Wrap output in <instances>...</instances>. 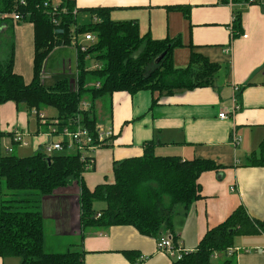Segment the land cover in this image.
I'll return each mask as SVG.
<instances>
[{"label": "crops", "instance_id": "crops-1", "mask_svg": "<svg viewBox=\"0 0 264 264\" xmlns=\"http://www.w3.org/2000/svg\"><path fill=\"white\" fill-rule=\"evenodd\" d=\"M76 3L79 9L108 8L113 21H135L140 34L155 41L180 40L182 46L173 51L172 57L176 69L189 65L193 51L222 66L211 87L173 95L113 94L108 99L112 116L105 127L112 129L116 138L111 148L95 153L94 168L82 177L86 186L94 190L99 185L114 183L115 162L142 157L144 145L153 141L157 156L212 160L224 168L203 174L199 181L203 198L188 209H180L175 216V242L182 250L194 251L210 229L222 224L241 205L252 219L264 220V169L247 166L248 157L264 140V4H241L232 9L224 0H76ZM174 6L189 8L190 18L178 10H167ZM234 9L242 14L243 28L236 39H232ZM11 47L14 71L29 84L34 77L32 24L0 21V61L8 60ZM69 49L72 55H65L56 65L59 69L62 63L66 69L68 64L70 70L75 60L76 78L75 47L62 46L53 51L56 54ZM227 49L229 53L225 52ZM233 96L239 106L235 114H232ZM51 110L56 111L49 108L41 112L48 124L57 117V113L54 116L48 113ZM221 113L229 118L220 119ZM49 126L13 102L0 107L1 131L24 133L26 148L31 147L33 154L50 141L46 135ZM233 135L239 140L238 146L232 143ZM7 139L6 148L12 140ZM21 147L14 146L13 152ZM80 195V184L72 182L42 198L46 253L84 251L85 264H172L170 257L159 252L156 238L143 236L133 227L83 228ZM234 249L240 250L237 264H264V235L238 237ZM125 252L133 253L131 260ZM0 264H21V260L0 258Z\"/></svg>", "mask_w": 264, "mask_h": 264}, {"label": "trees", "instance_id": "trees-1", "mask_svg": "<svg viewBox=\"0 0 264 264\" xmlns=\"http://www.w3.org/2000/svg\"><path fill=\"white\" fill-rule=\"evenodd\" d=\"M55 1L0 0L1 14H17L21 17L19 22L33 25L35 49L34 77L29 84L14 71L13 47L8 60L0 61V107L13 102L30 115L53 108L57 111L54 120L61 130L81 125L95 134L98 100L108 101L118 92L131 96L140 92L173 95L211 87L222 69L194 51L189 65L176 69L172 57L173 51L182 46L180 40L155 41L149 35L142 36L137 22H115L108 8L86 10L77 8L76 0H57L58 5ZM228 2L224 0L225 4ZM233 2L264 4V0ZM167 10H178L190 18L189 8L174 6ZM80 14L88 20L80 23ZM233 14L232 39H236L243 29L242 14L236 9ZM87 34L95 37L93 43L86 45L87 51L81 52L78 43L75 46L77 75L73 81H78V92L72 91L73 81L69 79L46 87L41 70L49 53L54 48L71 46L73 39ZM163 54L164 59L156 65ZM90 64L98 67L92 68ZM150 65L153 69L148 71ZM83 102L89 103L90 108L83 110ZM155 104L157 100L153 101ZM107 105L111 117L112 105L109 102ZM13 135L0 128V150L1 141L6 137L12 139ZM115 138L102 147L111 148ZM155 146V142H148L142 157L115 162L114 183L99 185L94 190L82 179L94 166L90 168L88 159L82 160L80 154L47 156L39 148L32 156L20 158L3 156L0 152V188L4 182L9 191L4 196L10 198L0 202V258H19L21 264H85L84 251L49 254L44 249L46 232L40 202L72 182L81 186L83 228L133 227L141 235L157 240L169 233L176 244L174 218L178 211L203 198L199 182L203 174L224 168L212 160L157 156ZM247 166L264 169V140L248 157ZM100 202L105 207L98 210L95 206ZM256 235H264V220L252 219L241 205L222 224L210 229L194 251L172 264H237L236 254L229 255L228 251L235 248L238 237ZM132 255L125 252L130 260Z\"/></svg>", "mask_w": 264, "mask_h": 264}, {"label": "built area", "instance_id": "built-area-1", "mask_svg": "<svg viewBox=\"0 0 264 264\" xmlns=\"http://www.w3.org/2000/svg\"><path fill=\"white\" fill-rule=\"evenodd\" d=\"M55 5H58V3H55ZM228 5L233 9L235 8L236 4H234L233 0H229ZM248 5V4H245ZM5 20H12L13 22H19L21 21V17L17 14H1L0 13V21ZM235 21V15L233 14V22ZM95 41V37L92 34H87L83 36L81 40H78L75 38L72 40V46H76L78 43L80 46L81 52H86L87 48L86 45H89L90 43H93ZM226 53L230 52V49L225 50ZM98 67V65H95L94 68ZM44 83V82H43ZM97 87L100 86L98 83L96 85ZM71 89L74 92H78V81L75 80L71 84ZM81 108L88 109L90 108V104L83 102ZM239 110V106L236 103V97L233 96V112L232 114H235ZM33 115L39 117L41 121L47 125L48 119L45 115L38 113L34 111L32 113ZM219 118L222 120H226L229 118L228 114L221 113L219 114ZM58 122L56 120H53L49 125V132L46 133L50 141L42 146V151L47 156H54L58 152L68 151L73 152L72 154H80L81 159L85 160V158L88 159V166L91 168L94 166L95 153L102 149L105 142L111 138H113L115 135L110 128H104L102 125H97V133L92 134L89 129L84 128L81 125H78L74 129L71 128H63L62 130L57 125ZM24 133L20 131H16L13 135V138L11 140V145L8 146L7 152L12 153L14 146H24L27 147L28 144L24 140ZM55 137H60L57 141H51V139H54ZM56 139V138H55ZM232 143L234 146H238L239 140L236 138L235 135L232 136ZM108 144V142H107ZM235 191V188L232 190ZM158 250L159 252H162L166 254L168 257H170L173 261H180L184 258V256L188 253L185 250H182L180 247H178L174 243V239L171 234L167 233L164 236H162L160 239H158ZM229 255L233 254H239L240 250L230 249L228 251ZM142 259V258H141ZM215 260L218 259V254L214 257Z\"/></svg>", "mask_w": 264, "mask_h": 264}, {"label": "rangeland", "instance_id": "rangeland-1", "mask_svg": "<svg viewBox=\"0 0 264 264\" xmlns=\"http://www.w3.org/2000/svg\"><path fill=\"white\" fill-rule=\"evenodd\" d=\"M55 2H58V1L56 0ZM84 17H85V15H83V14H80L79 15L78 18H79V22L80 23H82L83 21H87L88 20L87 18L85 19ZM82 38H83V36L80 37L79 40H81ZM72 53L73 52H71L70 49L67 50V51H65V52L64 51L63 52H58L56 54H55V51L49 53L48 57L45 59V61L43 63V67H42V70H41V79L44 82V85L45 86H46V84H45V80H46V83H47V86L46 87L52 86V85L54 86L58 81H63V80H66V79H69V80H72L73 81L75 79V72H74L75 71V60L72 61V66H71V69L70 70H69V66L70 65H68V64L66 65L67 67H65L66 69H64L62 67V63H60L61 64V66L59 68L60 70L57 69V65H56L58 61H61L59 59H61L62 57H66L65 55L70 56V55H72ZM71 57L73 58L74 55L71 56ZM92 66H94V64H92L91 67ZM152 69H153V66L150 65V67H148V71H151ZM87 80L90 81L91 79L90 80L87 79ZM107 103H108V101L106 99L98 100L96 102V114H97V118H98V125H102L104 127L109 124V121L111 119V117L109 115V112H108V105H107ZM48 113L51 116H54V115H56L57 111L51 110ZM48 113L46 111V115ZM55 138L56 139H60V137H55ZM5 143L7 145H9V139H7V137L4 138L1 141V150H0V152H1V154L3 156H6V155H15L17 157L23 158V157H30L33 154L32 150H31V147L30 148H26L24 146H22L19 149H16V151L13 152V153H9V152L6 151V146L7 145ZM72 153L73 152L63 151V152H58L56 154L57 155H68V154H72ZM2 184H3V187L0 188V202L2 200H8V199H10L9 196H4L5 194L9 193V191L6 189L5 183L2 182ZM20 194H23V193H20ZM22 196L23 195H20V197H22ZM95 207H96V209L99 210V209H102V207H104V204L100 202V203H97Z\"/></svg>", "mask_w": 264, "mask_h": 264}, {"label": "water", "instance_id": "water-1", "mask_svg": "<svg viewBox=\"0 0 264 264\" xmlns=\"http://www.w3.org/2000/svg\"><path fill=\"white\" fill-rule=\"evenodd\" d=\"M165 55H166V54H163L162 56H160V57L158 58V60H156L155 64L158 65V64L164 59ZM48 162H50V161L48 160Z\"/></svg>", "mask_w": 264, "mask_h": 264}]
</instances>
